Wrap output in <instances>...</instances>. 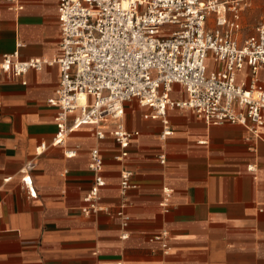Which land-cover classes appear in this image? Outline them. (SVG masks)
I'll return each instance as SVG.
<instances>
[{"label": "crops", "instance_id": "0c3cea01", "mask_svg": "<svg viewBox=\"0 0 264 264\" xmlns=\"http://www.w3.org/2000/svg\"><path fill=\"white\" fill-rule=\"evenodd\" d=\"M18 1L20 11L0 0V63L18 42L23 61L57 59L59 0ZM263 75L264 69V86ZM240 79H250V68ZM59 81L57 64L15 79L0 70V264H264V131L257 140L240 125H207L176 109L168 111L173 134L162 140L163 124L151 118L153 109L132 101L124 123L139 135L123 161L112 136L98 141L87 126L54 147L57 109L49 101ZM172 98H186L182 86H174ZM42 144L46 149L38 155ZM96 147L104 163L102 207L118 211L123 170L138 185L128 193L127 239H121L118 217L81 212L94 182L89 165ZM67 150L76 155L68 158ZM31 159L36 197L20 176ZM165 188L172 191L167 211L161 206ZM163 231L169 255L153 240Z\"/></svg>", "mask_w": 264, "mask_h": 264}, {"label": "built area", "instance_id": "2783aa9c", "mask_svg": "<svg viewBox=\"0 0 264 264\" xmlns=\"http://www.w3.org/2000/svg\"><path fill=\"white\" fill-rule=\"evenodd\" d=\"M11 1L15 10L23 9L18 0ZM250 1L59 0L61 55L51 62L23 61V44L18 42L15 52L4 56L0 70L15 79L45 64L59 66L56 97L49 101L57 109L54 147L65 146L74 131L87 126L98 141L112 136L121 149L117 160L123 161L139 135L128 131L124 123L125 105L132 101L153 109L151 118L163 124L162 140L173 134L168 111L176 109L190 111L207 125H240L251 138L263 140L264 86L259 75L264 69V20L242 42L235 34ZM246 66L250 68L248 81L240 79ZM175 85L183 87L185 99L172 98ZM45 149L46 144L40 145L38 155ZM75 155L73 150L66 152L68 158ZM160 158L163 162L164 157ZM103 165L96 147L90 153L89 165L94 182L81 212L85 216L103 213L118 217L121 239H127L128 193L138 185L131 172H121V202L112 213L100 205V191L106 184L101 176ZM34 168L31 159L20 169L30 197H36ZM163 194L161 206L167 211L172 191L165 188ZM168 239L167 231L153 237L163 243L165 255L171 250Z\"/></svg>", "mask_w": 264, "mask_h": 264}, {"label": "rangeland", "instance_id": "374dc122", "mask_svg": "<svg viewBox=\"0 0 264 264\" xmlns=\"http://www.w3.org/2000/svg\"><path fill=\"white\" fill-rule=\"evenodd\" d=\"M241 15V27L240 30L235 33L240 42L252 36L256 25L264 20V0H251L247 7L244 8Z\"/></svg>", "mask_w": 264, "mask_h": 264}]
</instances>
